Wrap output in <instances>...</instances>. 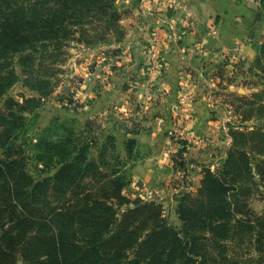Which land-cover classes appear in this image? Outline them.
I'll return each mask as SVG.
<instances>
[{"label":"trees","instance_id":"16d2710c","mask_svg":"<svg viewBox=\"0 0 264 264\" xmlns=\"http://www.w3.org/2000/svg\"><path fill=\"white\" fill-rule=\"evenodd\" d=\"M121 17L117 0H0V100L18 83L36 92L0 107V264H264V212L249 201L264 200V124L231 130L222 168L179 197V228L161 203L124 193L137 139L126 159L113 136L90 158L98 141L74 119L36 130L71 42L108 41ZM255 67L264 75V45ZM254 97L243 120L264 116V90Z\"/></svg>","mask_w":264,"mask_h":264},{"label":"crops","instance_id":"0c3cea01","mask_svg":"<svg viewBox=\"0 0 264 264\" xmlns=\"http://www.w3.org/2000/svg\"><path fill=\"white\" fill-rule=\"evenodd\" d=\"M117 5L123 37L70 49L51 93L64 97L42 107L35 127L71 117L89 134L99 124L101 140L89 155L113 136L127 158V140L137 139L136 158L128 162L132 181L124 193L154 195L151 200L173 205L184 190L200 187L204 167L222 168L232 129L264 124L259 114L243 120L235 103L255 104L252 96L264 90V75L254 68L264 45V0H117ZM20 86L18 101L21 94L36 95ZM173 131L186 146L177 165L170 151Z\"/></svg>","mask_w":264,"mask_h":264},{"label":"rangeland","instance_id":"374dc122","mask_svg":"<svg viewBox=\"0 0 264 264\" xmlns=\"http://www.w3.org/2000/svg\"><path fill=\"white\" fill-rule=\"evenodd\" d=\"M119 29V31H120V33H116V32H112L111 33V39L113 40V39H115V40H117L118 38H122L123 37V29L121 28L120 29V27L118 28ZM107 36V37H106ZM106 36H104V38H107V39H109L108 37V35H106ZM76 42H71V44L68 46V48H67V51H68V54H67V60H68V58H69V55H70V49L71 48H75L76 47ZM57 69L59 70V71H62L63 70V68L59 65L58 67H57ZM253 74H251V76L249 75V78L251 79H253V81H254V78H253ZM248 87H251L250 85L248 86ZM20 93H23L22 92V88H21V86H20V83H18V84H16L1 100H0V104H2L3 103V101L7 98V97H9V96H13L14 98H16V99H18V100H20L21 98L19 97V94ZM27 93H29V91L27 92ZM251 93V92H250ZM28 95H31V94H28ZM62 94H61V92L59 91V92H57L55 95H49V96H47V100H46V102H45V105H49L50 104V102L53 100V98H55L56 100H59L61 97H64V96H61ZM252 97H254V95L252 96ZM74 99H68V103L69 104H74V103H77L78 104V102L77 101H75ZM234 102H235V100H234ZM247 102H249V101H247V100H244V101H242V102H239L238 103V101L237 102H235L238 106V109L240 110V112H241V114L243 115H245V114H247L248 113V108H246V106H244L243 104H247ZM248 105V104H247ZM73 109V108H72ZM68 115V114H67ZM71 115H73V114H71ZM59 118H61L62 120H67V119H72L71 117L70 118H68V117H59ZM248 122H250V121H248ZM252 126H254V125H252ZM101 126H99V124H95V125H93V127H91V129H89L88 130V132H89V136H91L92 138H95L96 140H99L100 139V137L98 136V135H101V130H99V128H100ZM247 127V126H246ZM250 127V126H249ZM92 131V132H91ZM173 134H171V136H172ZM101 140V139H100ZM102 140H103V138H102ZM103 141H101L100 143H102ZM99 143V149H95V148H93L92 150H91V154L89 155L90 156V158H94L96 155H98V152H99V150H100V148H101V144ZM178 155V154H177ZM177 155L176 156H174V157H177ZM124 159H126V158H124ZM135 161V160H134ZM179 161H180V159H179ZM175 162V161H174ZM129 164L130 165H132L133 164V159L129 162ZM176 165H177V163H175ZM34 167H35V164H31L30 165V169L31 170H33V173H34V175H36V176H39V172H38V170H34ZM131 169H132V166H129ZM48 174H53V172H51V173H48ZM186 177V176H185ZM184 179V178H183ZM179 182L180 180L179 179H177L175 182ZM185 182H180V185H183V186H185ZM176 186V185H175ZM175 188V187H174ZM178 188V187H177ZM179 188H181L182 189V187H179ZM187 192H190L189 190H184L183 191V193H187ZM129 194V193H128ZM151 196V197H150ZM170 196V192H169V194H167L166 196H164L163 197V199H167V198H170L169 197ZM173 196H175V195H172V197ZM132 197V196H131ZM141 197V196H140ZM154 197V195H146L145 194V199H152ZM132 198H135V197H132ZM141 198H143V197H141ZM144 199V198H143ZM179 199V198H178ZM250 206L252 207V209L253 210H255L257 213H263L264 212V200L261 198V195L259 194V192H258V194H256V195H254L253 194V196L250 198ZM158 203H161V202H159L158 201ZM178 203H179V201H177L175 204L173 203V205H172V202H165L164 204L163 203H161L162 205H164V208H165V213H166V216L168 217V219H169V222H170V224L171 225H173V226H176L177 228H179L180 226H181V220L179 219V216H177L178 215V213L176 214V210H177V206H178ZM22 263V260L20 261V264ZM174 264H186V260L185 259H178V260H176V262L174 263Z\"/></svg>","mask_w":264,"mask_h":264},{"label":"built area","instance_id":"2783aa9c","mask_svg":"<svg viewBox=\"0 0 264 264\" xmlns=\"http://www.w3.org/2000/svg\"><path fill=\"white\" fill-rule=\"evenodd\" d=\"M171 134L173 135L171 136L170 151L174 157L179 153V150L183 147L184 139L181 137L180 134H178L177 131H173ZM202 142L204 141L202 140Z\"/></svg>","mask_w":264,"mask_h":264}]
</instances>
